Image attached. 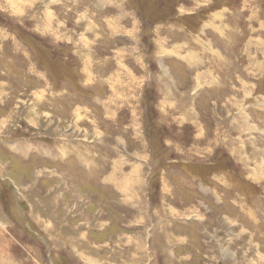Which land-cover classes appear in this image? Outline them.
I'll return each mask as SVG.
<instances>
[{"label":"rangeland","instance_id":"374dc122","mask_svg":"<svg viewBox=\"0 0 264 264\" xmlns=\"http://www.w3.org/2000/svg\"><path fill=\"white\" fill-rule=\"evenodd\" d=\"M0 264H264V0H0Z\"/></svg>","mask_w":264,"mask_h":264},{"label":"crops","instance_id":"0c3cea01","mask_svg":"<svg viewBox=\"0 0 264 264\" xmlns=\"http://www.w3.org/2000/svg\"><path fill=\"white\" fill-rule=\"evenodd\" d=\"M147 184H148V181L146 180V181H145V185H147ZM145 206H147V205L145 204Z\"/></svg>","mask_w":264,"mask_h":264},{"label":"trees","instance_id":"16d2710c","mask_svg":"<svg viewBox=\"0 0 264 264\" xmlns=\"http://www.w3.org/2000/svg\"><path fill=\"white\" fill-rule=\"evenodd\" d=\"M147 100H151V97L150 96H147Z\"/></svg>","mask_w":264,"mask_h":264},{"label":"bare ground","instance_id":"6f19581e","mask_svg":"<svg viewBox=\"0 0 264 264\" xmlns=\"http://www.w3.org/2000/svg\"><path fill=\"white\" fill-rule=\"evenodd\" d=\"M181 46V45H180ZM199 85V84H198ZM5 256V255H4Z\"/></svg>","mask_w":264,"mask_h":264},{"label":"flooded vegetation","instance_id":"af4514ba","mask_svg":"<svg viewBox=\"0 0 264 264\" xmlns=\"http://www.w3.org/2000/svg\"><path fill=\"white\" fill-rule=\"evenodd\" d=\"M20 197V196H19Z\"/></svg>","mask_w":264,"mask_h":264}]
</instances>
